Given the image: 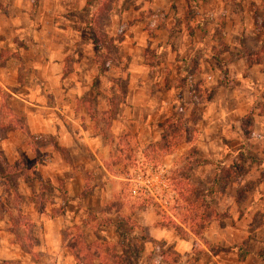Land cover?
<instances>
[{"label":"rangeland","instance_id":"rangeland-1","mask_svg":"<svg viewBox=\"0 0 264 264\" xmlns=\"http://www.w3.org/2000/svg\"><path fill=\"white\" fill-rule=\"evenodd\" d=\"M77 1H81V8L78 11H73L72 9L77 5ZM102 1L101 5L97 0H30L28 3V12L32 15L31 27L38 26L50 30V28L57 26L67 29L63 33H47L45 36L49 39V46L51 45L54 51L56 49L60 50L63 54V76L71 77L73 73L89 76L90 80L87 81L85 90H83L84 95L77 103L79 108L90 107V103L87 104L90 101L89 91L103 94L108 91L109 85L116 87L115 94L110 98V109L107 113L97 112L92 119L95 128L99 129V132L107 139L109 148L107 167H109L110 174L119 178L118 180L110 179L109 188L112 189V197L107 200L109 201L107 206L111 205L116 209L110 220L113 225L105 235L108 237L114 235L115 239L103 245L101 241L90 240L92 239V237L89 239L90 232L85 236L84 232L77 227L74 232H67L69 238L65 239L62 235L58 244L64 245V248L72 252H78L82 256H85L87 251L91 252L92 255L97 252L104 253L105 257H100V260L104 262V259L111 258V254L119 250L120 238L116 233L118 231L125 234V243L134 244L137 248L142 249L137 264H170L175 258L173 255H166L163 258L160 256V251L165 250L161 243L147 244V242L140 243L137 241V237L145 235L143 230L137 228L133 217H138L137 214L140 209L145 210L143 216H140L145 221H150L155 213H159L164 217L171 218L191 234L188 229H195V226L200 223L202 208L193 205V209L189 210L184 197L188 200L191 198L184 192V197H179L176 191L173 190L172 183L180 179L197 191L203 192L208 190L212 180L215 179V183L211 188L216 193L207 194V197L210 209L216 210L219 217L207 222L205 226L207 229L209 223H215L218 233L223 236V239L227 240L225 246L227 248L230 246L228 245L229 241H238L237 237L241 238L247 235L248 231L256 228L263 213L261 210L250 209L248 206L253 200H262L263 195L257 193L256 188L264 178V172L259 170L261 165L256 163L258 160H255L253 156H249L248 153L251 155L250 151L254 153V150L257 149L262 153L264 152L263 147H249L247 144L240 146H246L245 150L238 147L237 143H234L237 132L235 124L232 122H235L234 117L238 114L243 115L241 119L243 120L246 117L245 112L249 109L253 113L255 111L258 115L264 112V78L259 81L260 84L258 85H262L260 88L254 85L240 86L239 83H242L241 78H247L248 76L247 67L245 69L235 68V71L238 70L239 73L232 80L225 76L224 70L221 71L223 77L220 82L225 84V89L221 95L225 98L227 109H233L234 114H230L232 120H230L231 124H229L227 132L223 133L222 131L221 134L216 129L211 130V143L205 150L203 148L202 150L199 145V118L203 110L202 103L204 99L195 98L189 104L187 102L188 98L186 99L184 96L178 99L175 110H173L174 105L170 104L173 108L172 111L170 109L167 115H159L152 111L136 115L139 118L146 115L150 117L151 122L149 123L153 127L147 133L138 129L141 131L140 135L135 132L131 134L133 131L128 129L127 133L122 136L119 132H116L118 133L116 134L109 129L110 125H113L111 120L116 119L117 116L118 109L116 106L122 101L121 92L126 89L127 79L124 76L129 73L126 72L127 74H125L124 70L129 67L131 71L138 72V75H144L139 72L142 68L137 67L135 60L136 53H139L142 47L139 44L137 45L141 36L139 28H143L146 32L144 35L145 42L153 44L155 41L153 38L158 36L153 32L154 26L168 24V26L171 25L176 29L179 25L187 27V21L191 19L190 13L195 12L197 8L198 11L206 12L207 18L202 20V22H206L205 26L210 27L215 22L217 25H222L224 19L221 18L220 14H216L215 5L221 7L223 13L236 10L239 6L241 13L247 14L249 9L248 0H216V2L215 0H203L202 3L193 2V6L188 0H170L166 11L161 9L157 12L155 20H153L152 14L156 11H152L151 0ZM87 11L91 12L90 16L87 15ZM137 11H142L140 19L144 20V24L136 23V21H139ZM215 16L217 18H214ZM192 18L195 20V26H199L201 20L197 18V15L192 16ZM254 20L257 22L259 30L264 29V21L261 22V18H255ZM88 21L90 29L98 32L93 37L98 41V50H90L81 46V42L83 40L87 41L89 38ZM242 24L245 25L244 22ZM165 36L172 37L170 34ZM224 37L222 32L215 29H210L209 33L203 35L208 45L205 50L206 56H212L216 60L221 59V57L228 60L232 56L236 57L235 50L225 51L224 46H215ZM258 37V34L253 36L248 33H242L239 36L241 47L237 53L240 58H244L248 53H254L251 60L264 58V42L259 45L261 48L254 46ZM125 38L129 42H126L124 47L119 48L116 43ZM185 40V34L183 36H180V33L175 34L174 46L170 51L173 60L181 61L191 57L192 52L188 54L185 51ZM89 41L91 42L90 39ZM17 43L16 51L18 54L16 51L11 52V50H1L0 52V66L7 69V74L6 71L4 72L6 75L3 74L5 82L9 79V76L17 83L25 79L28 76L26 67L29 57L39 56L38 49H35V52H32V50L28 52L22 43L20 45ZM67 44L71 47H67ZM130 44L131 47H129ZM152 44L144 46L142 51L145 61L149 65L157 58ZM253 48L256 50L251 51L254 50ZM12 55L15 59L12 58ZM163 58H165V55H161L160 59ZM131 61L133 63L129 66ZM225 64L223 62L224 66ZM194 68L192 67L193 70H196ZM121 70H123L122 75H124L123 81L107 83L106 79H115ZM99 77H101V80H98ZM231 82L238 87L235 90L233 99L230 97L229 91L232 87ZM215 83L218 84V82ZM148 88L147 91L152 92V88ZM210 88H208L210 90L208 94L202 93L201 96L213 99L215 86ZM1 95L2 103L7 105L6 94L1 93ZM223 96L220 99H223ZM100 104H98L99 107ZM84 117L86 118L85 115ZM9 119L7 115H0V264H55L56 259L63 261L64 257L53 259L50 255H47L48 258L42 255L45 253L50 254L49 252L54 253L57 249L51 250V247H48L47 250V247L41 242L40 226L35 218L41 205L47 202L52 203L55 201L56 196L58 197L57 201L60 203L75 199V196L67 189L68 186L64 185L65 183L68 185L69 179L67 178L71 174V170L67 169L72 166L71 147H57L53 144L55 141L51 137L29 136L22 127V118L19 117V120L16 121ZM166 122L172 123V126L179 130L174 131L176 133L175 137L170 140L171 145L175 144L173 147L175 156L171 167L164 173L159 171L161 158L165 156L160 151V137L163 128L167 124ZM13 126L16 128H12ZM114 127L118 128L119 126L114 123ZM241 127H244L242 123ZM169 129L171 130V128H168L167 132H169ZM248 131L251 133V130ZM240 132V136H244L243 130H240ZM219 134L223 136L219 139L225 142L226 145L221 146L219 144L220 146H216L218 144L216 143V137H219ZM239 149L240 152H237ZM260 153L256 151L255 154L260 155ZM51 156L53 161L50 160ZM205 158L212 159L211 166L207 169L201 165L206 161ZM56 170H59V172H56ZM91 175L93 176L86 178L88 185L92 181L93 185L102 184L101 172L98 169L93 168ZM200 175H204V177ZM208 181H210V184H206ZM26 188L29 194L24 195L23 190ZM52 188L58 191L54 194ZM103 198L102 203L105 202V196ZM26 201L32 204L29 209ZM86 203L92 206L93 211H90L92 214L84 213L85 220L94 222L93 228L97 229L99 225L107 221L108 209L106 206L96 207L94 205L95 200ZM119 208L122 210L121 212ZM71 209L72 206H68V211ZM54 211L55 209L51 211V214ZM231 215H234V220L230 219ZM157 219H160V217H157ZM249 220H251V223ZM218 229H221V231ZM169 230L173 235L182 238L173 230ZM90 244L91 246H88ZM57 253L60 252L57 251ZM128 256L132 255L128 254ZM83 259L84 257H78V264H81ZM107 263L109 261L104 262V264Z\"/></svg>","mask_w":264,"mask_h":264},{"label":"crops","instance_id":"crops-1","mask_svg":"<svg viewBox=\"0 0 264 264\" xmlns=\"http://www.w3.org/2000/svg\"><path fill=\"white\" fill-rule=\"evenodd\" d=\"M188 1L191 2V6H193V2H203V0ZM29 2L30 0H0V52L1 50L16 51V42L19 45L22 43L28 52L31 50L35 52V49L39 50V56L32 54L34 57H29L26 67L28 76L19 83L10 79V76L5 82L3 74H7V69L0 66V111L4 106L1 93H5L8 100L5 107L11 115L19 116L23 119L22 127L25 133L29 136L51 137L55 141L53 144L57 147H71L72 166L67 168L71 170V174L67 178L69 179L68 185L67 183L64 185L68 186L67 189L71 191L75 199L66 203H60L57 201L58 197L56 196L55 201L52 203L47 202L41 205L35 219L40 226L41 242L47 247V250L48 247H51V250L57 249L56 252L45 253L42 254L43 256L48 258L47 255H50L53 259L55 257H64L63 261L56 259L55 264H78V257H84L81 264H86L85 256H82L78 252L69 251L67 248H64V245L58 243H60L62 235H64L65 239L69 238L67 232H74L77 227L84 232L85 236L90 232L89 239L92 237L90 240L101 241L103 245L115 239L114 235L110 237L105 235L113 225L110 220L112 215L115 214L114 211L116 209L111 207V205L107 206L109 204L107 200L112 197V189L109 188L110 179L114 178L118 180L119 178L110 174L109 167H107L109 157L107 139L99 132V129L95 128L92 119L97 112L107 113L110 109V98L115 94L116 87L109 85L108 91L103 94L89 91L88 96H90V101L87 104L90 103V107L79 108L77 103H79L81 97L84 95L83 90H85L87 81L90 80L89 76L87 74L77 75L74 73L71 77L63 76V54L58 49L54 51V48L51 45L49 46V39L45 36L47 33H63L67 29L57 26L50 28V30L44 27L39 28L38 26L31 27L30 20L32 19V15L28 12ZM80 4L81 1H77V5L72 10L78 11L81 8ZM169 4L170 0H151L150 6L152 11H156V13L153 12L152 14L153 20H155L157 12L161 9L166 11ZM248 4L249 9L247 14L241 13L239 6H237L236 10L223 13L221 11L222 8L215 5L214 10L216 14H220L221 18L224 19L222 25H217L215 22L210 27L205 26L206 22H202V20L207 18L206 12L198 11L197 8L195 12L190 13L191 19L187 21V27L179 25L176 29L171 25L168 26V24L154 26L153 32L158 34V36L157 38H153L155 40L153 44L145 42L144 35L146 32L143 28H139L141 36L137 45L139 44L142 47L139 53H136L135 60L137 67L143 69L139 72L144 75H138V72L131 71L127 67L124 72L125 74L129 73L128 75H122L123 70H121L115 79H106L107 83L111 81L121 82L123 81V76L127 79L126 89L121 92L122 101L116 106L118 109L117 116L115 115L116 119L111 120L113 125H110L109 130L113 133L119 132L122 136L127 133L128 129L133 131L131 134L135 132L140 135L141 131L138 129L147 133L153 127L149 123L151 122L150 117L146 115L139 118L136 115L143 114L144 112L150 113L151 111L159 115H167L170 109L172 111L173 108L170 104L174 105L173 110H175L178 99L184 96L186 99L188 98L189 101L187 100V102L191 104L190 88L194 85L198 89L201 88V92L215 86V89L212 88L215 90L213 99L210 97V99L203 100L202 103L203 110L199 118V145L201 149L205 150L211 143V130L216 129L220 133L222 131L223 133L227 132L229 124H231L230 120H232L230 114H234V111L233 109H227L225 98L221 95L225 89V84L220 82V79L223 77L221 71L224 70L225 76L229 80H232L239 73L237 72L238 70L235 71V68L241 67L245 69L247 67L248 76L247 78L241 76L242 83H239L240 86L254 85L260 88L262 85H258L260 84L259 81L264 78V58L251 60L254 53H248L244 58H240L237 53L241 47L239 36L242 33H248L253 36L259 35L255 41V47H260L259 45L264 42V29L259 30L257 22L254 20L255 18H261L260 21H264V0H248ZM141 12L137 11L139 21H136V23L144 24V20L140 19ZM90 14L91 12L87 11V15L90 16ZM196 15L201 20L199 26H195V20L192 18V16ZM214 18H217V16ZM210 29L218 30L225 36L215 46H224L225 51L235 50L236 57L232 56L229 60L221 57V59L216 60L212 56H206L205 50L208 45L203 35L209 33ZM167 33L172 35V37L165 36L168 35ZM177 33H180V36L185 34V51L188 54L192 52L191 57L181 61L173 60L170 52L173 49L174 37ZM229 35L231 36L229 37ZM230 38L232 40H229ZM89 39L90 37L87 41L83 40L81 42L82 48L95 50ZM126 42L129 41L125 38L117 42L116 45L122 48ZM148 44L154 45L152 48L157 56L156 61L150 65L147 64L144 53H142L144 46ZM67 47L71 46L67 44ZM129 47H131V44ZM253 49L251 51L256 50L255 48ZM16 53L18 54L17 51ZM159 55L160 57L161 55H165V58L160 59ZM12 58L15 59L13 55ZM223 62L226 63L225 66ZM132 63L131 61L129 66ZM192 67H195L194 69L196 70H193ZM5 71L6 74L4 73ZM98 80H101V77ZM215 82H218V84ZM148 87L152 88V92L147 91L149 90ZM237 88L234 84L230 87L229 91L232 99L235 96ZM199 94H195L193 98L204 99ZM222 96L223 99H220ZM98 104H100V107ZM255 113V111L253 113L250 109L245 112V118L249 120L247 129L251 130V133L247 137L240 136L243 115L238 114L234 117L235 122L233 121L232 123L235 124L237 132L234 143H237L238 147L247 144L249 147H263L264 150V112L259 115ZM114 123H117L119 127L115 128ZM219 138H223V136L219 134V137H216V143H218L216 146L226 145ZM245 147L240 148L245 150ZM256 151L258 153L261 152L257 149L254 150V153L250 151L251 155L249 153L248 155L258 160L256 163L261 165L259 170L264 172V152L256 155ZM237 152H240V149ZM164 155L160 161L159 171L165 173L171 167L175 153L172 152ZM205 159L206 161L201 165L207 169L211 166L210 162H212V159ZM50 160L53 161L52 156ZM58 163L60 162L58 161ZM93 168L101 172V185H93V181L90 185L86 183V178L93 176L91 175ZM56 172H59V170H56ZM200 176L204 177V175ZM206 184H210V181L206 182ZM52 189L54 194L58 191L55 188ZM256 189L257 193L261 196L263 195L261 197L262 200H253L248 206L250 209L263 211L262 215L260 214V222L256 228L248 231L247 235L241 238L237 237L238 241H229L228 245L230 246L227 248H225L227 240L223 239V236L218 233L215 223H209L207 229L205 226L203 234L201 233L199 236H194L184 229L186 232L185 237L180 238L173 235L169 229L155 226V222L157 221L156 215L150 221H145L141 218L140 216H143L144 209H140V212L137 214L138 217H133V220L137 228L143 230L145 235L143 237L146 238L145 242L147 244L159 242L163 245L164 249L168 248L173 251L176 261L170 264H264V178L259 182ZM65 192L68 193L66 190ZM23 194H29L27 188L23 190ZM68 195L70 196L69 193ZM103 196H105L104 203H102ZM94 200L96 207L106 206L108 209L106 218L110 222L109 225L103 222L96 229L93 228L94 222L85 220L84 213L92 214L90 211H93L92 206L86 202ZM31 206L32 204L27 202V208L29 209ZM68 206H72L70 211H68ZM53 209L55 211L51 214ZM119 211L121 212L122 210L119 208ZM74 212L76 213L75 215ZM234 218V215H231L230 219L234 220ZM241 219L243 220V218ZM24 220L26 222L25 217ZM249 221L251 223V220ZM218 230L221 231V229ZM139 238H136L137 241L142 243ZM41 250L44 251L46 249ZM57 251L60 253H57ZM115 254H118V252H115ZM100 257H105V254L98 252L93 254L92 264H101ZM109 259H104V261H110Z\"/></svg>","mask_w":264,"mask_h":264},{"label":"trees","instance_id":"trees-1","mask_svg":"<svg viewBox=\"0 0 264 264\" xmlns=\"http://www.w3.org/2000/svg\"><path fill=\"white\" fill-rule=\"evenodd\" d=\"M99 2V4L101 5V3L103 2L102 0H97ZM88 27H89V37L90 40L95 48V50H98L99 48V44L97 39L93 38L95 35L98 34V32L94 29H90V23L88 21ZM210 92V90H199L196 86H191L190 88V100L193 101L192 99L193 96L195 94H199L201 96L202 93L208 94ZM205 99H210V97H204ZM0 115H7L9 116V120L12 121H16L17 119L19 120L18 116L15 115H11V113L7 110V108L5 107V105L3 106V109L1 108L0 111ZM166 126L163 128L161 137H160V151L162 154H170L173 152V147L175 146V144L171 145L170 140H172L175 137V130H179L178 128H175V126H172V123L170 122H166ZM241 123L244 125V127L242 128L243 130V135L245 137H247L249 135V131H248V125H249V120L248 118H244L243 120H241ZM246 125V126H245ZM7 127V126H6ZM5 127V128H6ZM174 127V128H172ZM12 128H16L15 126H13ZM171 128V130L169 129V132H167V129ZM185 131V129H184ZM174 182V179H173ZM215 183V179L212 180V183L210 185V187L208 188L207 191H203V192H199L197 191L194 187L190 186L187 182H183L180 179H177L174 183H172L173 185V190L176 191L177 195L181 198L184 197L185 194H187V196L189 198H191L190 200H188V198L186 199V205L187 207L190 209H193L192 207H194L193 205H197V207H201V214H200V223H198L195 227V229H188L192 235L195 236H199L201 234V232L203 231L205 224L213 219H217L219 217V214L216 210L214 209H210L209 207V202H208V197L207 194H215L216 191H214L211 186ZM171 186V187H172ZM185 194H184V193ZM155 215L160 219H157V221L155 222V226L157 227H161V228H166V229H171L173 230L175 233L179 234L181 237H184V235L186 234V232L184 231V227H181V225L177 224L174 220H172L171 218L167 217V216H162L159 213H155ZM107 225L110 224L109 221L105 222ZM119 235L120 238V243H119V250H118V254H115V252H113L111 254V258L109 263L107 264H137L138 261L137 259L140 258L141 254H142V249L137 248L134 244H128L125 243V234H121L120 232H116ZM139 240L141 242H145L146 238L145 237H140ZM88 246H91L88 245ZM128 254H131L132 256H128ZM166 255H173V251L170 249H165L164 251H160V256L163 258ZM92 253L87 251L86 255H85V262L86 264H92ZM176 259L172 262L175 263ZM106 262V261H104ZM104 262L101 260L100 263L104 264Z\"/></svg>","mask_w":264,"mask_h":264}]
</instances>
